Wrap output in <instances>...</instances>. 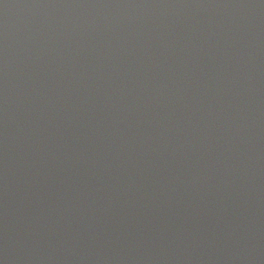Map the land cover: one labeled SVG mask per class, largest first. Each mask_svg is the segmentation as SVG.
Masks as SVG:
<instances>
[{"label":"water","instance_id":"obj_1","mask_svg":"<svg viewBox=\"0 0 264 264\" xmlns=\"http://www.w3.org/2000/svg\"><path fill=\"white\" fill-rule=\"evenodd\" d=\"M0 264H264V0H0Z\"/></svg>","mask_w":264,"mask_h":264}]
</instances>
